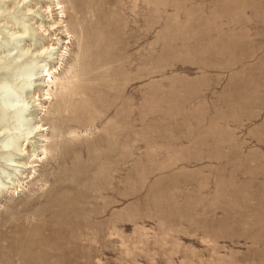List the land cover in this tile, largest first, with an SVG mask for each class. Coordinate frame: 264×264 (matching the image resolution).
Returning a JSON list of instances; mask_svg holds the SVG:
<instances>
[{
  "label": "rangeland",
  "instance_id": "374dc122",
  "mask_svg": "<svg viewBox=\"0 0 264 264\" xmlns=\"http://www.w3.org/2000/svg\"><path fill=\"white\" fill-rule=\"evenodd\" d=\"M47 2L0 0L1 41L28 27L29 73L59 66L34 53L66 36ZM62 2L69 82L36 179L0 161V264H264V0ZM35 78L18 79L26 118Z\"/></svg>",
  "mask_w": 264,
  "mask_h": 264
},
{
  "label": "bare ground",
  "instance_id": "6f19581e",
  "mask_svg": "<svg viewBox=\"0 0 264 264\" xmlns=\"http://www.w3.org/2000/svg\"><path fill=\"white\" fill-rule=\"evenodd\" d=\"M47 1L48 2L45 5V9L48 10L49 15L52 16V10L57 11V19H55L50 24V26L55 29V31H59L61 28H64L61 30V32L66 34L67 40H64L66 39L65 36L63 37V41H58L57 44L62 45L60 50H56L57 47L54 45V43L44 45L42 42H40V46L34 48V53H47L46 55H50L47 57H52L53 54H55V51H59L58 54L53 57L56 59L55 63L59 66L56 67L55 65H52V67H46L47 63H45L43 68L38 69L35 72L29 73L24 70L31 60L26 57V54L30 48L28 45L26 46V44H23V42L21 43V41L24 40L22 37H24L28 31V27L25 25H22L21 29H11L5 27L7 29L8 36H12L9 41L15 43V46L1 41L0 38V48H2L0 50V61H8L5 63V66L7 65L6 67H9L11 64H13V67L11 68L12 70L10 72H0V105L2 106V108H0V161H8L14 165H19L22 168L30 170L31 178L33 179H36L37 174L35 169V166L37 165L36 162H43L48 155L47 141L49 137L46 133H44L47 128L46 125L42 123L43 119L41 117V115H44V112L47 109L45 103L47 101H52L53 96L55 95L53 87L58 86L59 88H63L69 82V76L67 73H63L60 70L63 59L69 53L68 44L71 43L70 38L72 37L68 24L65 23V20L63 19L65 15V6L62 0ZM51 6H53V9ZM30 27L32 26L30 25ZM42 31L45 32V28ZM55 39L60 40L61 37ZM59 71H61V73H59ZM36 74L40 76V79L35 78L38 80L37 83H39L38 92H34V95L30 96L32 99L31 102L34 103L32 105L34 107V112L32 114V118H26V116H24L25 111L23 106L25 105V102L23 96L26 92L27 83L25 80L18 79L22 77L34 76ZM59 75L66 76H62L63 78H61ZM6 128L22 130V140L15 143L11 134H3V131ZM35 131L38 132L40 138L35 140V144L33 145L31 144V141H29V136ZM13 144H15L14 149L21 152L20 155H14L10 151V147ZM8 175L9 173H6V176ZM22 181L23 178L12 179L10 183L11 186H7L5 191H11L12 189L14 192L20 188L21 183H24ZM1 186L6 187V184L0 180V187Z\"/></svg>",
  "mask_w": 264,
  "mask_h": 264
},
{
  "label": "clouds",
  "instance_id": "9594fccd",
  "mask_svg": "<svg viewBox=\"0 0 264 264\" xmlns=\"http://www.w3.org/2000/svg\"><path fill=\"white\" fill-rule=\"evenodd\" d=\"M3 15L7 16L10 20H19L20 19L19 14L14 12V11L13 12H9V11L5 10Z\"/></svg>",
  "mask_w": 264,
  "mask_h": 264
}]
</instances>
